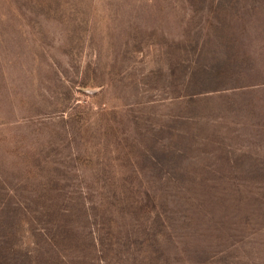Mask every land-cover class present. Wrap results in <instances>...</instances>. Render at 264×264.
Here are the masks:
<instances>
[{
  "label": "rangeland",
  "instance_id": "1",
  "mask_svg": "<svg viewBox=\"0 0 264 264\" xmlns=\"http://www.w3.org/2000/svg\"><path fill=\"white\" fill-rule=\"evenodd\" d=\"M0 264H264V0H0Z\"/></svg>",
  "mask_w": 264,
  "mask_h": 264
}]
</instances>
